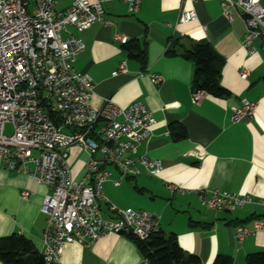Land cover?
Listing matches in <instances>:
<instances>
[{
  "label": "crops",
  "instance_id": "obj_1",
  "mask_svg": "<svg viewBox=\"0 0 264 264\" xmlns=\"http://www.w3.org/2000/svg\"><path fill=\"white\" fill-rule=\"evenodd\" d=\"M95 1V0H90ZM67 8L71 0H65ZM264 6V0H261ZM110 27L95 23L79 33L66 28L63 37H79L85 44L73 64L75 71L88 74L94 82L90 104L100 108L106 99L126 108L141 101L156 121L150 140L140 144L137 152L158 159L163 170L158 177L143 171L115 187L112 180L119 172L112 166L109 181L102 192L117 208L146 211L160 217V232L173 234L181 249L196 255L202 264H213L217 256H229L232 264H246L245 257L264 252V232L238 242L235 230L251 227L253 221L264 222V47L254 42L256 52L248 55L241 42L245 27L241 16L233 12L232 21L221 14L218 0H142L138 12L128 13L122 1L104 4ZM193 9L196 18L179 22L181 10ZM116 36L133 41L143 60L130 57ZM188 47L191 42L209 43L223 61L220 85L229 92L227 98L206 94L198 103L192 99L194 64L180 55H169L174 41ZM134 54V55H135ZM125 61L126 72L118 71ZM247 69L246 80L239 77ZM157 75L160 83H152ZM242 100L255 102L250 119L233 123L231 108ZM181 126L186 137L173 140L170 126ZM96 158H100L97 154ZM88 154L71 148L68 163L74 181L86 174ZM172 184L182 191L170 192ZM29 192L21 199L22 192ZM201 191L230 192L252 198L251 204L233 212H215L201 206ZM48 188L32 178L0 169V238L13 234L29 240L34 249L42 250V233L46 216L40 212ZM105 218L113 214L100 202ZM62 264H147L136 245L124 234H109L92 242L67 244ZM0 264H3L0 261Z\"/></svg>",
  "mask_w": 264,
  "mask_h": 264
},
{
  "label": "built area",
  "instance_id": "obj_2",
  "mask_svg": "<svg viewBox=\"0 0 264 264\" xmlns=\"http://www.w3.org/2000/svg\"><path fill=\"white\" fill-rule=\"evenodd\" d=\"M65 0H0V169L26 175L45 185L47 194L40 212L46 216L42 233L44 264H62L63 248L71 243L92 242L109 234L132 235L146 241L160 232L158 215L117 208L103 195L102 186L109 181L107 166L114 167L119 177L112 180L117 187L127 178H136L142 171L158 177L163 164L158 159L139 155L138 146L153 136L156 124L152 112L141 101L126 108L106 99L100 108L90 104L94 90L92 78L75 71L76 57L85 49L79 37H63L66 28L83 32L95 23L110 27L105 18L106 2L126 3L128 13L138 12L142 0H71V4L55 11ZM195 4L199 0H187ZM222 16L232 21L235 11L244 22L241 42L248 55L256 52L254 42L264 47V6L261 0H218ZM196 18L193 9L181 10L179 22ZM126 44L127 38L116 36ZM119 72H126L125 61ZM248 70H240L246 80ZM152 83H160L157 75ZM206 95L192 92L194 103ZM255 102L242 100L231 108V121L250 119ZM11 125V134L5 127ZM71 148L85 151L89 160L81 181H74L67 164ZM100 158H96V155ZM170 192L183 190L168 184ZM29 192H22L27 199ZM202 207L215 212H233L253 202L249 196L230 192L201 191L197 193ZM112 212L105 218L99 203ZM264 206V199L257 202ZM264 232V222L255 220L251 227L240 226L235 238Z\"/></svg>",
  "mask_w": 264,
  "mask_h": 264
},
{
  "label": "trees",
  "instance_id": "obj_3",
  "mask_svg": "<svg viewBox=\"0 0 264 264\" xmlns=\"http://www.w3.org/2000/svg\"><path fill=\"white\" fill-rule=\"evenodd\" d=\"M122 47L130 57L143 60V50L138 54L134 53L137 45L133 41L122 45ZM167 54L180 55L194 64L192 90H201L218 98L229 96V92L220 85L223 61L209 43L191 42L186 47L176 40L167 49ZM169 133L175 141L186 137V132L181 126H170ZM126 236L136 245L147 264H202L196 255L188 254L181 249L173 234L164 236L159 232L146 241H141L132 235ZM0 261L3 264H44L41 253L34 249L32 243L16 234L0 238ZM245 263L264 264V252L247 255ZM213 264H232V258L219 255Z\"/></svg>",
  "mask_w": 264,
  "mask_h": 264
},
{
  "label": "rangeland",
  "instance_id": "obj_4",
  "mask_svg": "<svg viewBox=\"0 0 264 264\" xmlns=\"http://www.w3.org/2000/svg\"><path fill=\"white\" fill-rule=\"evenodd\" d=\"M63 3H59L56 8H55V11H59L62 7H63ZM11 125L10 124H7L6 127H5V134L6 135H10L11 134ZM70 153V151H69ZM68 157H69V154H68ZM67 164H68V167H69V163H68V159H67ZM70 169V168H69Z\"/></svg>",
  "mask_w": 264,
  "mask_h": 264
}]
</instances>
